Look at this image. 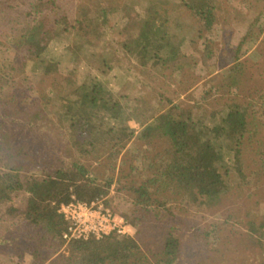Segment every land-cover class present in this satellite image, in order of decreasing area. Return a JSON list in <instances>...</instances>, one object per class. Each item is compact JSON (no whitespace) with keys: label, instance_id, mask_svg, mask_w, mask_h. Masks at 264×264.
I'll return each mask as SVG.
<instances>
[{"label":"trees","instance_id":"1","mask_svg":"<svg viewBox=\"0 0 264 264\" xmlns=\"http://www.w3.org/2000/svg\"><path fill=\"white\" fill-rule=\"evenodd\" d=\"M11 1L14 0H0V28L10 21V13L15 11ZM179 1V5H171V10L167 8L168 0L151 2L146 7L123 2L116 9L124 23H130L131 27L122 41V50L136 55L143 66L151 61L152 67L167 70L165 77L171 83L180 78L183 80L187 77L186 70L189 73L198 66L195 55L188 56L184 50L185 40L182 37L176 40L171 30L174 26L169 23V17L177 22L176 9L182 8L193 15L201 25V32L212 31L217 24L223 28H229L232 23L240 26L246 16L240 7L232 11L224 9L220 0ZM162 4L163 12L160 10ZM41 6L36 4L32 12L27 11L20 16L21 27H14L12 43L8 47L15 50L14 56L0 62V206L5 207L0 211V245L12 243L16 235H26L28 241L35 242L33 245L25 244L26 249L31 251L38 264L47 262L49 256L44 255L42 249L58 247L54 250L57 252L66 242L62 234L67 222L59 213L60 206L76 200H100L114 184L118 195L129 203V208L121 215L129 226L136 229V234L112 233L100 239L71 240L67 243V254L59 253L49 264H175L181 258L184 242L180 226H175L171 220L175 217L178 200L188 207L215 203L228 190L227 179L234 167L240 173L243 151L252 159L248 165L255 166L251 172L256 181L264 179V119L250 108L256 102L251 103L249 99L242 102L235 95L245 72V65L239 61L240 55L236 54L232 64L221 66L219 70L215 69L210 50L201 55V66L217 83L196 86L198 89L195 87L196 91L191 92L193 105L198 110L195 114L192 108L185 109L175 104V100L167 96L169 90L159 86L162 89L158 93L168 100L169 106L163 110L157 108V114L143 125L136 138L139 147L128 149L130 135L115 137V142L112 141V145L110 142L108 149L99 146L114 130L92 122L95 115L90 106L99 102L101 109L107 107L106 101L100 98L101 88L91 80L75 86L70 78L64 79L67 90L63 92L61 102L58 101L61 110L56 120L66 125L65 142L77 151L79 158L57 163L47 157L42 147H34L35 141L28 143V147L14 142L13 134L5 128L9 125L21 129L19 119L25 120V125L31 130L46 127V110L54 102L51 101L52 93L41 91L39 98L30 97L29 90L35 93L36 88L27 78V68L33 66L34 71H42L45 81L59 87L61 82L55 83L56 61L43 58L52 34L64 26L65 30L74 27L79 40L101 37L109 10H102L101 14L95 10L102 16L98 20L91 18L90 11L82 9L79 15L82 20L75 21L66 14L59 15L61 9L55 6L52 17L35 20L33 14ZM253 24L249 23L243 32L235 28L239 37L237 53L250 36ZM77 45L76 48H80ZM207 49L208 46L205 47ZM18 52L20 54L15 55ZM261 75L250 93L264 99V73ZM15 78H19L21 85L27 88L26 92L17 93L15 88L19 83L14 82L17 81ZM223 93L227 98L220 103L221 108L208 112L207 118L201 117L199 113L204 110V103L215 95L226 97ZM261 108L264 115V105ZM110 110H115L114 104ZM196 122L201 125V132L197 135L191 131ZM100 135H106L103 141ZM257 135L260 136L258 139ZM220 141L226 142L235 166L221 162L222 156L217 150ZM30 147L32 149L29 150ZM87 155H95L92 164L81 160ZM117 161L120 163L118 172ZM240 176L245 179L241 173ZM18 196L20 199L16 200ZM103 203L109 207L108 200ZM249 229L262 238L264 216L257 225L251 221ZM256 243L261 245L258 239Z\"/></svg>","mask_w":264,"mask_h":264},{"label":"rangeland","instance_id":"2","mask_svg":"<svg viewBox=\"0 0 264 264\" xmlns=\"http://www.w3.org/2000/svg\"><path fill=\"white\" fill-rule=\"evenodd\" d=\"M46 1L48 0L11 1L15 11L10 13L12 16L10 21L5 22L4 27L0 28V45L3 44L0 47V62L14 56L15 50L8 49L12 43L14 27L16 29L21 27L20 16L24 12H32L36 4H42V6L34 14L32 13L36 18L35 20L44 18V16L52 17V10L57 7V9H61L59 15L66 14L71 19L73 17L75 21L77 19L82 20L79 17L82 9L90 11L91 18L98 20L102 18L100 15L102 10H109V13L106 12L107 24L101 37H90L91 39L88 38L87 41L79 40L74 27L65 30L63 29L64 26H60V29L52 34V39L47 44L43 58L46 61H56L58 72L55 76V83L61 82V85L59 87L53 86V83L43 79L44 74L42 71H34L33 66L27 68V78L36 88L35 93L29 90L30 97L39 98V92L41 91L52 93L51 101L54 102L46 110L47 125L46 127L43 126L44 129L31 130L25 125V120L19 119L21 129L9 125L5 128L13 134L14 142L27 144L28 147V143L35 141L34 147L38 146V149L42 147L47 157L57 163L59 161L67 163L72 158H79L77 151L74 148H69L66 143V125L63 126L56 120L61 110L58 103L61 102L60 98L63 96V92L67 90L64 86V79L70 78L75 86L83 85L84 82L91 80L101 88L100 98L106 101L107 107L101 109L99 102L96 106H90L95 115L92 122L96 125L102 124L112 127L114 130L107 135L108 138L103 142L105 145L101 143L99 146H106L107 148L104 149H108L110 147H108V144L111 142L112 145V141L115 142V137L121 136L122 138L124 135H130L131 139L126 149L133 146L134 148L139 147L140 143L136 141V138L143 125L157 114V108L160 107L163 110L166 106H169L168 100L158 93L162 88L163 90H169L167 96L174 99L175 104L179 107L192 108L194 114L198 111L193 105L191 92L198 89L196 86L203 84V87H206L210 82L211 84L217 83V80H213L208 70L200 63L201 55L208 50L213 53L212 62L216 65V70H219L221 66L226 67V65L232 64V58L236 54L240 55L239 61L245 65V72L239 86L236 85L235 95L241 98L242 102H247L245 101L247 99L251 103L255 104L256 102L257 105H251L250 108L259 118L264 119V115L261 114L264 99H259L258 96L253 97L250 93L256 85V79H259L262 76L261 73H264V0H250L249 2L220 0L221 5L225 7L224 9L232 11L234 8L240 7L246 16L240 26L232 23L229 28L227 26L223 28L221 24H217L212 31L208 32H201V25L193 15L182 8L176 9L178 11L177 22L175 23L173 18L169 17V23L174 26H171V30L175 34L176 40L181 37L185 40L183 48L188 56L195 55L198 66L189 73L186 70L187 77L185 76L183 80L180 78L172 83L165 77L167 70L152 67L151 61L143 66L136 55L123 51L121 46L131 27L130 23H124L121 19L122 15L116 9L123 2L136 3L138 7H146L151 2L157 3L159 0H51V2L45 3ZM168 1V9L172 8L171 5L180 4L179 0ZM250 4H253L251 8L248 7ZM95 10H99L100 14ZM160 10L163 12V4L162 7L160 6ZM257 16L260 17L256 20ZM46 20L48 19L46 18ZM251 22H254V24L250 28V36L237 53L239 37L235 33V28L237 27L243 32V28H248ZM77 43L80 47L78 49L76 48ZM207 46L208 49L205 50ZM18 54L20 53L18 52L15 55ZM190 74L192 77H188ZM15 79L17 81L14 82L19 83L15 88L17 93L26 92L27 88L21 85L19 78ZM211 79L212 81H210ZM183 81H186V83H183ZM196 81L197 83H195ZM159 86L162 88L159 89ZM58 93L60 96H58ZM223 94L226 97L215 95L206 101L204 110L199 115L207 118L208 112L221 108L220 103H223L227 98V94ZM112 104L115 105L114 111L110 110ZM187 114L188 112L185 116ZM196 123L192 126L191 131L197 135L201 132V125L198 122ZM262 134H264V131ZM105 136L100 135L101 141L104 140ZM259 137L257 135V139ZM217 148L218 153H221L223 164L236 165L233 160L234 157L227 151L225 141H220ZM31 151L34 152V150ZM247 154L243 151V165L240 170L245 179L240 176L239 171L234 167L227 179L228 190L222 193L215 203L210 206L188 207L180 200L176 202L175 217H172L171 220L175 226H180L179 232L184 242L181 258L175 264H264V236L259 238L258 233L253 231L252 233L249 229L251 221L257 225L264 216V179L256 181L255 175L251 172L255 166L248 165L252 159ZM93 156L95 155L83 156L81 160L84 163L92 164L95 159ZM121 156L122 153L119 158ZM119 164V161H117L116 172H118ZM18 199H20L19 196L16 197V200ZM100 200L103 202L108 200L109 207H107L111 210L114 209L119 215L129 208V203L125 202V197L118 195L114 184L111 186L109 193ZM4 208V206H0V211ZM4 218H8V216ZM180 223L182 224L178 225ZM135 234L136 229L132 227L131 236ZM257 239L261 245L256 243ZM11 242L0 245V264H38L31 251L27 250L25 246L27 243L33 245L35 242L28 241L26 235L22 236L21 234L16 235ZM67 243L69 242H65L57 252L54 250L58 247L42 249V253L48 255L49 259L47 262L39 264H49L50 261L56 259L59 253L66 255L68 252ZM193 257L197 259L195 260Z\"/></svg>","mask_w":264,"mask_h":264},{"label":"built area","instance_id":"3","mask_svg":"<svg viewBox=\"0 0 264 264\" xmlns=\"http://www.w3.org/2000/svg\"><path fill=\"white\" fill-rule=\"evenodd\" d=\"M59 213L67 222L62 238L69 242L76 239H100L112 233L131 235L132 227L119 214L101 200L92 202L72 201L63 204Z\"/></svg>","mask_w":264,"mask_h":264}]
</instances>
